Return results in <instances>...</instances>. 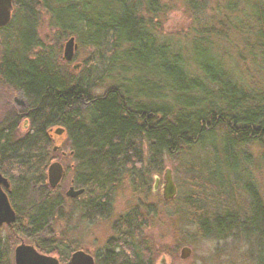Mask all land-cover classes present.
<instances>
[{
    "label": "trees",
    "instance_id": "1",
    "mask_svg": "<svg viewBox=\"0 0 264 264\" xmlns=\"http://www.w3.org/2000/svg\"><path fill=\"white\" fill-rule=\"evenodd\" d=\"M185 2L196 20L209 3ZM241 2L248 11L240 33L251 39L261 76L255 82H246L210 46L194 41L186 54L157 38L150 20L160 11L159 0H13V15L0 27V80L22 93L28 109L27 115L12 112L0 122V172L12 182L11 199L22 212L9 228L11 238L19 235L64 261L70 256L54 241L38 240L51 234L49 226L64 205L47 184L58 128L67 137L73 186L88 198L82 204L87 218L111 216L121 185L148 192L166 158H190L198 151L211 165H199L209 180L187 199L190 222L204 238H245L264 264V200L247 152L257 145L264 163V0ZM39 10L51 15L63 37L76 36L91 49L81 73L65 71L59 56L45 47L37 29ZM99 88L104 92L98 95ZM22 119L29 125L25 134L19 132ZM193 170L189 184L196 189ZM144 225L137 211L115 223L98 264H151V248L132 244ZM0 264H12L1 239Z\"/></svg>",
    "mask_w": 264,
    "mask_h": 264
},
{
    "label": "rangeland",
    "instance_id": "2",
    "mask_svg": "<svg viewBox=\"0 0 264 264\" xmlns=\"http://www.w3.org/2000/svg\"><path fill=\"white\" fill-rule=\"evenodd\" d=\"M208 2L207 11L199 20H196L185 0H159L160 11L150 20L152 32L157 38L167 39L183 48L186 50V54L194 41H198L204 46H210L215 53L224 58L230 67L238 69L246 82L259 80L261 76L256 70L254 58L251 55V39L240 33V23H245L244 12L248 11L247 3L242 4L241 0H208ZM229 3L232 6L235 5V10H229ZM39 11L37 29L45 47L59 56L61 67L65 71L75 75L81 73L85 62H89L91 59V49L83 47L76 36L63 37L51 15L46 11ZM13 12L14 9L11 17ZM2 38L3 36L0 35V43ZM71 38L74 39L72 58L67 61L65 50ZM204 39L206 42L203 41ZM1 53L0 45V55ZM103 92L104 89L99 88L96 93L99 95ZM21 103H25L21 93L0 80V122L12 112L24 113L25 111L22 109L26 106ZM28 126V122L22 119L19 125L20 134H25ZM247 152L253 160L249 170L264 200L262 149L257 145H252ZM52 153L51 164L60 163L65 172L63 179L55 188L58 194L64 198V205L61 214L49 226L51 234L44 232L38 240L54 241L65 256L83 251L93 257L96 255L98 258L103 254L108 240L115 235L114 224L121 223L124 216L137 211L144 216L145 225L142 235L134 238L135 241L132 240V244L139 245L142 242L151 248V264H258L257 249L250 242L245 241V238L227 240L204 238L199 235L197 229L190 222L189 209L186 205L187 199L193 194V190L198 193L200 189L207 186L209 180L206 168L200 170L199 165L202 166L201 164L206 162L211 165V162L208 158L204 159L201 152L195 151L190 158L183 155L166 158L163 161L162 170L151 176V189L148 192L145 189L139 190V188H135L136 186L134 188L138 191H134L128 184L121 185L113 198L112 215L95 219L87 218L84 208H82V204L88 200L86 195L78 199L66 196L68 190L74 186L72 175L67 171L73 163L69 157V145L64 134L54 135ZM189 165L196 169L192 171L194 175L191 178L198 179L200 183L198 189H194L189 184L191 175L189 171L192 169ZM167 169L171 170L177 188L175 198L169 202H166L162 195L163 177ZM222 170V174L226 175L225 167ZM231 176L233 175L229 177L230 183L233 180ZM4 177L8 179L6 176ZM156 178L160 179V184L155 191ZM203 178L204 181H202ZM10 184L13 189L11 181ZM47 184L49 185L48 169ZM223 200L226 203L225 197ZM234 200L237 201L236 197ZM228 204L226 203V206ZM28 211L27 209L26 213ZM20 214L22 218V212ZM11 234V230L6 226L0 229V239L7 251L10 263L15 264L14 251L22 243L33 246L42 255L55 258L59 264H68L70 256L67 261H64L60 258L59 252V254L48 255L40 251L36 244L30 240L19 235H14V238H11ZM184 248L190 250V255L186 259H182Z\"/></svg>",
    "mask_w": 264,
    "mask_h": 264
},
{
    "label": "water",
    "instance_id": "3",
    "mask_svg": "<svg viewBox=\"0 0 264 264\" xmlns=\"http://www.w3.org/2000/svg\"><path fill=\"white\" fill-rule=\"evenodd\" d=\"M13 11V0H0V27L5 26L11 19ZM74 39L71 38L66 46L65 59L70 61L72 58V46ZM54 135L64 134L63 129L53 130ZM55 150V149H54ZM65 175L62 165L58 162L51 164L48 168V183L52 189H55ZM160 179L156 178L154 190L158 189ZM10 184L0 173V227L4 224L11 225L16 221V213L8 201L6 191L9 190ZM84 194V189L76 190L71 187L66 193L67 197L77 198ZM177 194V188L174 184L172 172L170 169L165 171L163 177L162 195L166 202H169L175 198ZM190 250L184 248L182 250V259L188 258ZM15 264H59L55 258L44 256L38 253L33 247L25 244L19 245L15 249L14 254ZM69 264H95L94 258L91 255H86L83 251L75 252L69 262Z\"/></svg>",
    "mask_w": 264,
    "mask_h": 264
},
{
    "label": "flooded vegetation",
    "instance_id": "4",
    "mask_svg": "<svg viewBox=\"0 0 264 264\" xmlns=\"http://www.w3.org/2000/svg\"><path fill=\"white\" fill-rule=\"evenodd\" d=\"M21 93V92H20ZM21 95H22V93H21ZM23 96V95H22ZM24 97V96H23ZM24 100H25V103H21L23 106H26L24 109H22V110H26L27 111V109H28V102H27V100L24 98ZM22 115H27V113H22ZM25 121H27L26 119H25ZM9 181V180H8ZM9 184H10V181H9ZM6 193H7V196H8V201H9V203H10V205L12 206V208H13V210L15 211V213H16V221L13 223V224H11V225H7V224H4L3 226H1L0 227V229L2 228V227H4V226H6V227H8V228H11V227H13L14 225H16V223H17V221H18V219H19V212H18V209L16 208V206H15V204L13 203V201H12V199H11V194H12V186H11V184H10V188H9V190H7L6 191ZM83 195V194H82ZM81 195V196H82ZM81 196H79V197H77V199L78 198H80ZM22 244V243H21ZM20 244V245H21ZM17 248V247H16ZM78 252H80V251H78ZM38 253L39 254H41L39 251H38ZM86 255H90V254H88V253H86V252H84ZM14 254H15V251H14ZM74 254V253H73ZM73 254H71V256H70V258H69V262H70V260H71V258H72V256H73ZM42 255V254H41ZM45 256V255H44ZM93 257V256H92ZM94 258V263L95 264H97L98 263V258H97V256L95 255V257H93ZM69 262H68V264H69Z\"/></svg>",
    "mask_w": 264,
    "mask_h": 264
}]
</instances>
